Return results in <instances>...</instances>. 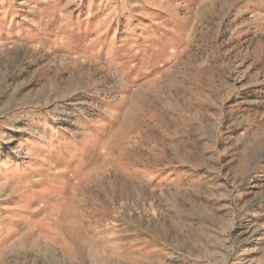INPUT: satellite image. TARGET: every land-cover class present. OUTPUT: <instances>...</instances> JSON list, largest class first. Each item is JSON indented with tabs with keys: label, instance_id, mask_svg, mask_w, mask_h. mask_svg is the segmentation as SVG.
I'll use <instances>...</instances> for the list:
<instances>
[{
	"label": "rangeland",
	"instance_id": "obj_1",
	"mask_svg": "<svg viewBox=\"0 0 264 264\" xmlns=\"http://www.w3.org/2000/svg\"><path fill=\"white\" fill-rule=\"evenodd\" d=\"M0 264H264V0H0Z\"/></svg>",
	"mask_w": 264,
	"mask_h": 264
}]
</instances>
